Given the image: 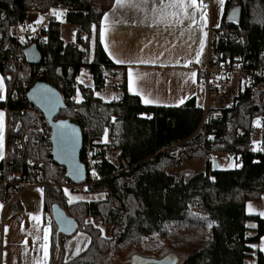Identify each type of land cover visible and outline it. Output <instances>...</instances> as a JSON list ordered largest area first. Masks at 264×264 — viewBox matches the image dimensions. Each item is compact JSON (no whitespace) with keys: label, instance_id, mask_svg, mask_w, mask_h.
Here are the masks:
<instances>
[{"label":"trees","instance_id":"obj_1","mask_svg":"<svg viewBox=\"0 0 264 264\" xmlns=\"http://www.w3.org/2000/svg\"><path fill=\"white\" fill-rule=\"evenodd\" d=\"M113 4L114 0H0V15L3 10L8 13L7 19L0 17V70L8 85V100L0 107L8 110L9 127L7 157L0 164V171L7 164L10 174L28 175L29 157L43 161L45 165L39 172L47 184V211L52 216L51 206L58 204L77 222L78 231L90 236L88 249L65 261L64 239L68 236L58 234L53 221L56 241L49 264H116V258L120 261L117 264H131L134 257L163 260L174 251L189 254L183 264H244L251 257L252 245L264 235V220L248 216L245 210L248 202L259 200L264 194V153L250 151L256 139L254 122L264 118V0L226 1L224 17L216 31L229 37L219 44L212 42V57L216 63H248L249 70L261 77H256L231 107L209 119L195 99L174 108L145 105L128 91L126 74L118 86L122 91L120 100L104 102L95 97V91L106 86L103 71L112 64L99 40L90 60L92 28L99 29ZM36 5L45 11L62 5L66 23L86 35L78 39L79 47L75 43L65 44L60 23L51 17L46 33L48 42L39 50L41 63L52 58L44 77L66 97L74 92L81 70L90 69L95 88L81 87L83 101H66V109L58 118L79 121L84 134L82 161L86 163L89 146L104 177L90 185L88 193H105V201L69 205L62 199L64 192L53 186L59 175L48 167L52 146L49 135L45 138L30 132L27 157L18 156L15 140L34 123L35 113L40 112L31 107L25 94L36 80L37 67L19 68L13 64L11 21L14 17L24 19L25 11ZM42 120L50 132L43 117ZM200 126L204 135L198 133ZM162 128L166 137L161 139ZM107 129L109 140L102 143ZM179 143L180 148H172ZM204 145L214 153L241 154V167L236 171L214 170ZM110 151H120L119 165L107 158ZM196 159L204 162L202 173L188 179H177L169 173L170 169H180L184 162ZM15 191V183L4 185L0 177V199L6 201ZM193 204L201 205L207 217L195 215L191 210ZM95 223L110 227L112 237H104ZM251 223L256 224L255 229L249 227ZM257 264H264L261 253Z\"/></svg>","mask_w":264,"mask_h":264},{"label":"crops","instance_id":"obj_2","mask_svg":"<svg viewBox=\"0 0 264 264\" xmlns=\"http://www.w3.org/2000/svg\"><path fill=\"white\" fill-rule=\"evenodd\" d=\"M226 1L224 0L223 6L220 5L219 0H212L211 5L202 3L204 7H199L201 1L197 0L198 7L195 10V24L184 18L182 23L173 21V23L165 25L163 23H153L151 11L146 14L129 6L130 3L137 2V0H124L121 6H118L116 0H114L112 8L106 12L108 15L107 21L104 15L99 29L96 26L92 28L90 60H93L96 43L99 40L106 57L112 64V66L103 71L106 77V86L101 91H95V97L102 99L104 102L120 100L122 91L118 86L122 84L123 76L126 74L128 91L138 96L147 106L174 108L195 99L197 107L203 109L205 105L203 110L206 114L209 113L210 117L219 116L220 113L217 110L229 108L231 96L229 94L206 93L205 89L198 85L196 71L188 69L184 65H188L190 62H194L198 66L205 64L208 54V28L212 27L215 31L219 29L224 17ZM156 2L158 3L159 0H156ZM148 8L151 9V0H149ZM192 11L193 9H188L189 13ZM56 12L63 13L65 16V11ZM201 16L204 17L203 20ZM52 17L58 19L56 15ZM102 28L104 29V43H101L100 40ZM201 39L204 40L202 50H200ZM105 45L108 51L105 50ZM198 50L201 51L199 62L196 59ZM109 52L112 54L111 56ZM116 60H123L124 63H117L115 62ZM141 61H149V63H141ZM129 70L133 73L132 91L129 90ZM192 73H195L194 77ZM110 76L114 80L115 85L113 86L109 85ZM0 77H3L4 88L2 93L4 99L0 100V103H6L8 100V85L6 77L1 70ZM77 77L82 83L81 87L95 88L94 80L91 86H86L81 81L80 74ZM108 90L113 91L111 100H107L104 97ZM98 93H100L99 97L97 96ZM211 95L226 96L228 99H223L221 102L222 106L213 107L211 112H209L207 107ZM144 100L152 102L145 103ZM77 101L80 103L83 101L82 93L77 96ZM0 113H3V159H0L1 164L7 157L9 127L8 110L0 107ZM257 120L259 121V126L255 122L254 126L261 130L258 137L260 138L263 124L259 119ZM258 138L256 136V139ZM119 155L120 151H110L107 158L111 163L118 165ZM38 190H42V192ZM77 197L80 199H75ZM64 198L71 205L78 202L105 201L107 194L85 192V195L74 193L67 195V193H64ZM47 201L45 187L42 186H34L20 192L16 190L6 201L0 199V205H2L0 207V264H36L37 260L40 264H49L51 262L52 246L54 241H56V236L53 224L50 222L52 216L47 211ZM245 210L248 216L259 217L264 220V215L260 214L264 213V194L259 200L248 202ZM33 216L39 217V220L32 219ZM251 224L250 228L255 229L256 224ZM95 226L103 230L109 228L96 223ZM45 232H47V241L44 239ZM64 240L65 261H71L82 254L91 243L90 236L83 231H77L74 235L66 237ZM45 244H47V257L44 254L43 245ZM78 248L79 253L77 254ZM252 248L251 257L247 258L244 264L248 262L257 264L258 254L264 255V250H262L264 248V235L258 243L252 245Z\"/></svg>","mask_w":264,"mask_h":264},{"label":"built area","instance_id":"obj_3","mask_svg":"<svg viewBox=\"0 0 264 264\" xmlns=\"http://www.w3.org/2000/svg\"><path fill=\"white\" fill-rule=\"evenodd\" d=\"M49 1V0H48ZM202 3L211 5L212 0H201ZM53 10L65 11V8L62 5H57L55 8H50L45 11L42 10L41 5H36L32 9L25 11L24 19L20 17H14L11 21V34L13 38V53L14 59L13 64L17 67L22 68L26 65H30L24 52L27 48L32 45H36L38 48L46 45L48 42V36L46 35L49 23L51 21V17L53 16ZM1 19H7L8 13L5 10L1 11L0 15ZM37 20H40L39 23H36ZM85 33L82 31L77 32V41L75 42V46L79 47L78 39L81 37H85ZM235 36V35H233ZM228 35L217 32L212 29V27L208 28V54L203 66H198L194 62H190L187 65L188 69H192L197 73V81L198 85L205 89L206 93H216V94H229L231 96V105L234 103L235 99H238L242 93L245 91L246 87L251 86L256 77H261L260 75H256L249 70L248 63L244 62H230L225 61L221 63H216L211 55L212 51V42L216 40V43H220L223 40L228 39ZM52 63V58H48L46 62L40 63L38 65H34L37 67L36 70V79L39 77H44V73L48 71V65ZM81 86L82 83L78 80V77L75 79V84L73 86L74 92L68 94L67 97L63 95L65 102L80 104L77 101V96L81 94ZM36 119L34 123L26 128L25 132L15 140L18 153L21 157H27V151L29 142L31 139L30 132H34L39 134L41 137H49L51 138V131H48V128L42 122V117L44 116L41 113H35ZM261 122H264V118H260ZM45 122V119H44ZM48 125V124H47ZM87 130V129H86ZM198 132L204 135V129L202 126L199 127ZM88 134V132L86 131ZM181 143L174 145L172 148H180ZM257 150H253V149ZM204 149L208 152L212 159L213 163L219 161L224 155H226L231 161L230 170L236 171L242 165L243 158L242 155L237 152L231 153H214L211 151L209 147L204 145ZM250 151L252 153H264V139L262 137L256 139L252 145L250 146ZM26 155V156H25ZM86 166L88 171V179L83 184H75L67 177L66 170L62 166L55 164L54 162L49 163L50 169H55L57 174L59 175V181L53 186L61 189L64 193H74L81 194L88 192V188L90 185L95 184L99 181L104 180L96 167V163L94 161L92 151L90 147H86ZM27 165L29 166L28 175L20 174H12L9 175V178L16 179L15 186L18 192L24 191L34 186H47L46 183L43 182L42 175L39 171L44 166V162H33L31 160L27 161ZM95 173V175L93 174ZM7 175V171L4 169L0 172V177L3 180V184L6 185L8 183L5 177ZM50 222L53 223V218H50Z\"/></svg>","mask_w":264,"mask_h":264},{"label":"water","instance_id":"obj_4","mask_svg":"<svg viewBox=\"0 0 264 264\" xmlns=\"http://www.w3.org/2000/svg\"><path fill=\"white\" fill-rule=\"evenodd\" d=\"M231 21L235 22V18L232 17ZM24 55L30 65H38L42 61V54L36 45L27 48ZM25 94L31 107L44 116L45 122L51 128L50 160L65 168L67 177L73 183L86 182L88 171L86 164L82 161L84 134L79 121L72 118H58L61 111L66 109V102L60 90L46 77H39L26 88ZM213 169L218 170L217 162L213 163ZM51 213L58 228V234L70 237L78 231L77 222L69 217L58 204L51 206ZM173 262L172 255L163 260L151 261L133 258V264H173Z\"/></svg>","mask_w":264,"mask_h":264},{"label":"rangeland","instance_id":"obj_5","mask_svg":"<svg viewBox=\"0 0 264 264\" xmlns=\"http://www.w3.org/2000/svg\"><path fill=\"white\" fill-rule=\"evenodd\" d=\"M94 4H96V3H94ZM60 12H63V11H60ZM57 20H59V22L61 23V39L64 41V43L65 44H67V43H75L77 41V32L80 31L79 28H75V27H72L69 24H67L66 21H65V16L63 15V13H62V15L58 16ZM212 52H213V50H212ZM82 70L83 71H81V73H80L81 81L86 86H91L93 84V79H92V76H91V74L89 72L90 69L85 67ZM110 79H111V81H110L109 85L110 86L115 85L114 84V80L112 79L111 76H110ZM112 93H113L112 90H108L104 94V97H106L107 100H111L112 99V96H111ZM97 96L99 97L100 93H98ZM223 99H228V98L226 96L218 97V96H215V95H211L210 98H209V103H208V107H207L208 109L207 110H209V112H211L213 107L222 106L221 102H222ZM225 104L227 105V103H225ZM203 109H205V105H204ZM217 111L220 113V110H217ZM208 117H210L209 113L206 114V119H208ZM257 121L258 120H255V124L256 125H257ZM258 124H259V121H258ZM163 130H164L163 128H162V130H160V138L161 137H163V138L166 137V136L163 135ZM108 131L109 130L107 129V131L105 133V136L102 138V142L103 143H106L108 141V133H109ZM260 131L261 130L259 128H256V136H257V138L259 137V132ZM198 133H200V132H198ZM18 156L20 157L19 154H18ZM29 160H31L33 162H37V161L40 162L41 161V160H33L32 157L31 158L29 157L28 161ZM41 162H43V161H41ZM217 163H218V169L219 170H229L230 169V165L232 164V161L226 155H224L219 161H217ZM118 165H119V163H118ZM48 167H49V164H48ZM5 170L7 171V175H6L7 177H5V178L7 179L8 183L12 182L14 184L16 179L8 177L9 175H12V174H10V170H9V167H8L7 164H5ZM169 171H170L169 173L173 174L174 176H176L177 179H180L181 177H184L185 179H188L189 176L196 175V174H199V173L204 171V162L202 160H198V159H196L194 161L193 160L186 161V162L183 163V165L181 166L180 169H170ZM69 194H73V193L68 192L67 195H69ZM77 195H85V193H81V194H77ZM62 199L65 200L64 195L62 196ZM191 210L193 211V213L195 215H197L200 218L204 219V218L207 217V214L205 213V211L203 210V208L199 204L191 205ZM251 225L252 224H249V227H251ZM103 236L106 237V238H111L112 237V231H111L110 227L107 228L106 230H104V235ZM170 253H172V256L174 257L175 264H183L184 260L189 255L188 253H185L183 251H174V252H170ZM170 253H168V254H170ZM159 259H162V258H159ZM115 262L117 264L120 261L118 260V258H116ZM174 262H173V264H174ZM134 263H135V261H134ZM250 263L251 262H248L247 264H250ZM131 264H133V261L131 262ZM137 264H139V263H137Z\"/></svg>","mask_w":264,"mask_h":264},{"label":"snow or ice","instance_id":"obj_6","mask_svg":"<svg viewBox=\"0 0 264 264\" xmlns=\"http://www.w3.org/2000/svg\"><path fill=\"white\" fill-rule=\"evenodd\" d=\"M124 0H116V4L118 6L123 5ZM219 3L221 6L224 4V0H219ZM149 0H137V2H132L129 4L130 7H133L139 11H143L146 14L151 11L152 13V18H153V23H163L165 25H169L173 23H182L184 18H187L191 21L192 24L196 23V14L195 10L198 7L197 0H159L157 3L156 0H151V9L148 8ZM199 7H204V5L201 4ZM191 8L193 11L191 13L188 12V9ZM53 15L60 16L62 15L61 13L55 12L53 10ZM108 15L105 14V20L107 21ZM201 19L203 20L204 17L201 16ZM40 20H37L36 23H39ZM100 40L101 43H104V29H101L100 32ZM204 47V40H200V50H202ZM105 50L108 51L107 46L105 45ZM198 50L196 52V59L197 62H199V56L201 55V51ZM109 55L111 56L112 54L109 52ZM163 55V53H161ZM115 62L117 63H124L123 60H116ZM141 63H149V61H141ZM179 63V61H177ZM163 66V65H162ZM185 67L187 64L184 65ZM192 76H195V73H192ZM128 77H129V90L132 91V83H133V73L131 70L128 72ZM4 91L3 88V77H0V100L4 99V96L2 95ZM140 94V93H136ZM143 99V97H142ZM145 103H151L152 101L150 100H144ZM182 102V101H181ZM257 126H259L258 121H257ZM64 127V125H62ZM254 151L257 149H253ZM0 159H3V113H0ZM95 175V173H93ZM41 191L42 190H38ZM75 199H80L79 197ZM2 207V205H0ZM251 207V205H249ZM261 215H264V213H260ZM32 219L34 220H39V217L33 216ZM103 229H100L101 234H103ZM45 241H47V232H45ZM44 247V254L45 257H47V244L43 245ZM264 250V248H262ZM79 253V248L77 249V254ZM36 264H40V262L37 260Z\"/></svg>","mask_w":264,"mask_h":264}]
</instances>
